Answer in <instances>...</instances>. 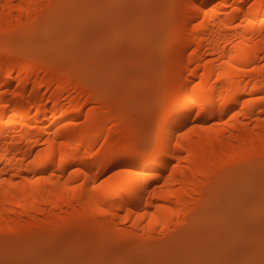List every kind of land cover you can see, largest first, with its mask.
<instances>
[{"label":"bare ground","instance_id":"6f19581e","mask_svg":"<svg viewBox=\"0 0 264 264\" xmlns=\"http://www.w3.org/2000/svg\"><path fill=\"white\" fill-rule=\"evenodd\" d=\"M112 2L0 0L2 240L23 242L44 233L38 230L56 239L64 232L83 229L102 234L105 244L112 239L118 249L135 241L145 249L157 250L178 242L176 238L198 232L202 215L208 213L213 200L235 183L239 185L236 184L237 200L245 203L261 187L264 26L260 20L264 19V0H166L162 9L166 24L147 26L140 39L134 35L143 30L139 28L129 30V34L118 29L119 32L103 34L109 30L108 25L124 23L126 7H52L39 12L35 7ZM197 2L200 8L193 7ZM29 4L33 5L31 13ZM171 4L181 5L178 29L170 22L172 9L167 5ZM212 4L218 5L216 13L205 17L202 9ZM233 4H238L239 10H233ZM249 4L254 8L245 16ZM86 54L90 61L84 58ZM138 57L144 63L137 68L140 73H155L149 90L155 97L159 96L165 69L185 97L192 93L200 97L197 104L188 103L176 110L182 115L169 124L168 136L174 129L183 130L178 124L194 122L211 127L197 128L190 134L186 143L192 151L187 160L183 159L187 151L175 149L173 141V151L169 152L165 142L159 162L149 169L159 175L143 181L131 193H122V186L133 178L121 175L106 180L115 171L107 162L108 149L117 140L149 139L140 138L139 131L131 127L139 118L138 110L132 108L135 99L129 100L132 113L123 103L130 98L126 94L138 90L133 83L126 87L123 83L126 66L136 58L135 63H142ZM106 60L111 63L104 64ZM95 62V67H86ZM132 75L127 76L128 80ZM120 94H124L123 101L117 102ZM246 100L249 103L245 104ZM201 103L206 111L193 119L192 109ZM105 136L110 139L106 141ZM174 164L177 167L173 172ZM73 168H83L87 176H69ZM105 180L102 188H92ZM153 189L155 194L149 195ZM181 207L194 209L189 212L187 226H178L177 215L171 211L176 208L179 212ZM138 212L146 215L137 217ZM179 218L183 219V215ZM165 220L164 232L169 235L162 239ZM247 222L241 226L251 227ZM253 223V227H261V216ZM36 246L40 252V244Z\"/></svg>","mask_w":264,"mask_h":264},{"label":"rangeland","instance_id":"374dc122","mask_svg":"<svg viewBox=\"0 0 264 264\" xmlns=\"http://www.w3.org/2000/svg\"><path fill=\"white\" fill-rule=\"evenodd\" d=\"M112 1H114L112 3L116 2V0ZM126 1L129 2L127 5H133V7L125 8L124 12L126 19L124 17V19L122 20L124 23H122L121 26H115L116 28L113 26V23V27L111 26V24L108 25L107 27L109 30L104 32V35L109 34L110 30H112V33L120 31L123 33L126 32L125 34H129V30L132 29L133 32L138 30L139 28L140 30H143H138V32H136V34L134 35L135 37H137L136 39H140L147 26H150L149 28H152L155 26H163L166 24V19L162 14L164 4L163 1L166 2V0ZM133 1H135V3ZM168 1L170 2L172 0ZM147 8L148 10L146 11ZM149 16L150 18H148ZM151 18L153 21L151 20ZM147 19V22L151 20L148 25L147 23H145ZM155 20H158L157 24ZM144 23L146 24L145 27ZM159 44L161 47L162 43ZM159 44L157 47H159ZM84 58L90 61V56L88 54H86V57ZM136 59L132 60V62H130V64L126 66V75L123 83L125 87L129 86L130 84H135L134 86H137L138 90L137 93H130L132 95L126 94L130 98L126 96L128 100L123 103L127 105V107L125 106L126 109L132 113L133 111H131V109L128 107L129 100H132V98L135 99L133 101L135 102V104L133 105V103L131 102V107L133 105L132 108H134L135 111L136 109L138 110L137 112H139V118L137 122L135 121L131 124V127L134 128L135 131H139L138 136H140V138L147 136L146 139H148V137L150 136V121L152 118L151 106L157 101L158 98L157 95L155 97L152 93L149 92L155 73L152 71L151 74V71L148 72L149 70L146 71V74H143L145 73L143 71V73H140V70H137V68L139 69L140 66L142 68V65L144 64L143 59L139 58L142 63H140V61L139 63H135ZM97 62L101 63L99 61ZM107 63H111V61L106 60V63L104 64ZM96 64V62L95 64H88L86 65V67L90 66L89 68H93L96 66ZM130 65H132L131 69L129 67ZM129 74H133V77L130 76V80H128L127 78ZM123 95L120 94V96L117 98V102L124 98ZM136 95L137 97H135ZM236 184L238 185V183H235L234 186L231 187L232 189L230 188L229 190H224L225 192L221 196L219 195L220 197L217 200H213L215 202H213V205H210L211 207L210 209H208V213L202 215L203 217L201 218L200 224L201 229L196 233H192L193 235H189L191 237L185 235V237L182 236L176 238L179 243L175 241L174 244L172 243L168 246L167 244H164L163 247H160L157 250H148L139 246V244L134 241L133 243L128 242L123 248L118 249L114 246V242L112 239L108 240L109 242L105 244V242L107 241H105L104 239V243L103 241H101L103 238L102 234L99 235L94 232L84 231L83 229L64 232L60 234L56 239H53L51 233L38 230L39 232L44 233H40V235L36 237L34 236V238L32 239H24L22 240L23 242L15 241V239H0V264H2V262L6 260H96L125 262L160 260L243 259L247 258L248 249H251L254 253L253 258L258 260L260 258L261 227H253V222H256L261 216V199L262 194H264V188H262V184H264V180H262L261 187L258 188L255 194H252L250 197H248L250 202L246 201V203L241 201L239 202L237 200L238 193L236 191L238 190H236ZM244 195H247V193H244ZM217 196H215L214 199H216ZM249 215L252 216L253 219H251ZM243 216L246 217L244 218ZM247 220L249 221V223H251V221L253 220L251 223V227L250 225H248L249 223L247 222ZM241 221L243 223L247 222L249 228L248 226L246 228L243 226L245 228L244 230V228L241 226ZM213 225L215 226L213 227ZM34 232L36 233L37 230H35ZM113 236L115 237V235ZM13 240L16 242L14 243L15 245L13 244ZM39 244L41 248L40 252L38 250L36 251V245Z\"/></svg>","mask_w":264,"mask_h":264},{"label":"snow or ice","instance_id":"6c2138e0","mask_svg":"<svg viewBox=\"0 0 264 264\" xmlns=\"http://www.w3.org/2000/svg\"><path fill=\"white\" fill-rule=\"evenodd\" d=\"M37 12L41 8H52V7H74V8H125L133 7V5L127 4H77V5H53L51 3L47 5H35ZM172 9V15L170 17V22L173 24L174 29L179 28V10L181 5L171 4L167 5ZM195 8H200V4L197 2L193 5ZM249 11L245 13V16L251 14V10L254 8L253 4H249ZM33 5H28V10L31 13ZM218 5L212 4L211 7L207 5L202 9L203 15L207 17L209 13H216ZM233 10H239L240 6L238 4L232 5ZM253 23V21H249ZM260 24L264 26V19L260 20ZM200 99L199 96H196L195 93L185 97L179 88L177 82L173 77L168 75L167 69L164 70L161 88L157 101L152 104V118L150 121V136L146 142L140 140H117L113 141L107 152V162L112 163V167L115 171L111 172V176L107 177L106 180H109L117 176H128L131 179L127 184L123 185L121 188L122 193H131L136 188L140 186L143 181H147L153 176L159 175L156 171H150L149 169L153 168L157 162L160 160V152L164 149L165 142H167V150L169 152L173 151V141L175 142V149H184L188 152L187 156H184L183 159L187 160L191 155V146L186 143L190 139V134L197 128H208L211 125L198 124L194 122H188L186 124H178L177 126L183 130L176 132L173 130V135L168 136L167 129L169 124L173 119H179L181 113L176 111L185 104H197V101ZM261 101H264V97L260 98ZM91 102V101H90ZM249 103L248 100L245 101V104ZM91 112L92 109H89ZM192 111L195 113L196 118H200L203 113H205L206 108L203 103L199 104L197 107H194ZM191 116V113L188 114ZM237 113H233V116ZM87 119V118H86ZM227 123V121H223ZM104 139L107 141L110 138L105 136ZM65 141H61V144ZM103 147V145L101 146ZM99 151V149H97ZM123 157H128L130 160L122 159ZM53 159L55 157L53 156ZM65 157L63 152L60 155V161L63 163ZM260 160L262 165H264V153L260 154ZM125 165V166H121ZM177 165H172L173 172L175 171ZM173 172L169 173V178L172 177ZM73 173H80L84 176H87V173L84 172L83 168H73L72 172L69 173L71 176ZM105 181H100L99 184H93V189H100L106 183ZM168 181H165L167 183ZM208 182V181H206ZM264 188V184H262ZM155 189L152 190L149 195L155 194ZM119 194V193H118ZM191 204V201L189 202ZM162 207L157 205V208ZM106 211V209H102ZM129 211H132L129 209ZM171 211L177 215L176 223L178 226L184 225L187 226L189 223L188 215L189 212L194 211L192 208L185 209L181 207L179 212L176 208H172ZM180 214L183 215V219H180ZM137 217L146 215V212L136 213ZM152 217H156V212L152 213ZM167 228V220L164 221L163 227L161 229L164 232V229ZM176 231H179V227ZM169 233L164 232V237L166 239ZM254 253L251 249L247 251V258L243 259H201V260H160V261H125V262H111V261H96V260H52V261H27V260H15V261H3L2 264H264V194H262L261 199V245H260V258L257 260L253 258Z\"/></svg>","mask_w":264,"mask_h":264}]
</instances>
